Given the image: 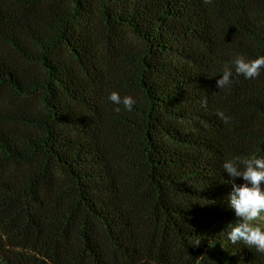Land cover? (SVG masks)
I'll use <instances>...</instances> for the list:
<instances>
[{
    "label": "trees",
    "instance_id": "16d2710c",
    "mask_svg": "<svg viewBox=\"0 0 264 264\" xmlns=\"http://www.w3.org/2000/svg\"><path fill=\"white\" fill-rule=\"evenodd\" d=\"M236 55L264 0H0V264H264L223 231L222 163L264 157V68L216 87Z\"/></svg>",
    "mask_w": 264,
    "mask_h": 264
},
{
    "label": "clouds",
    "instance_id": "9594fccd",
    "mask_svg": "<svg viewBox=\"0 0 264 264\" xmlns=\"http://www.w3.org/2000/svg\"><path fill=\"white\" fill-rule=\"evenodd\" d=\"M204 3H211V0H204ZM264 68V56L249 59L243 55H236L222 69V75L216 80L218 89L228 88L233 83V71L237 76L246 79H254L259 76ZM108 100L117 105L114 111L119 113L123 108L132 111L136 101L130 96H120L116 91L110 92ZM206 106V100L201 101ZM216 115L225 124H228L231 117L222 111ZM224 172L230 179L231 191L228 194V206L234 210L235 221L227 224L223 230L232 244L243 243L248 249H255L257 253L264 254V157L255 155L248 158L234 156L222 163ZM236 178H242L243 182L237 184ZM199 245V240L193 242Z\"/></svg>",
    "mask_w": 264,
    "mask_h": 264
}]
</instances>
